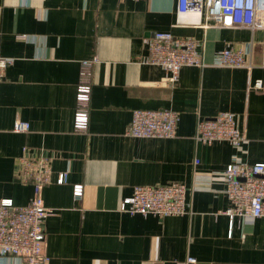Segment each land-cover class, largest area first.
Listing matches in <instances>:
<instances>
[{"label": "crops", "instance_id": "1", "mask_svg": "<svg viewBox=\"0 0 264 264\" xmlns=\"http://www.w3.org/2000/svg\"><path fill=\"white\" fill-rule=\"evenodd\" d=\"M157 31L200 41L207 65L183 67L169 85L161 67L142 62L144 39ZM247 44L252 69L211 65L217 51ZM0 56L12 59L0 83V200L25 206L33 197L19 180L23 146L52 158L53 179L68 172L67 183L52 180L41 192L53 209L44 220L47 264H264V218L234 219L230 235L222 175L234 159L264 163V30L206 27L199 15H179L177 0H0ZM93 58L89 122L79 131L81 61ZM135 109L176 111V135H126ZM224 111L236 115L243 144L197 141V119ZM16 120L29 131L14 132ZM173 181L186 187V214L119 210L134 186Z\"/></svg>", "mask_w": 264, "mask_h": 264}, {"label": "built area", "instance_id": "2", "mask_svg": "<svg viewBox=\"0 0 264 264\" xmlns=\"http://www.w3.org/2000/svg\"><path fill=\"white\" fill-rule=\"evenodd\" d=\"M179 15L192 13L202 17L206 27H246L251 31L264 30V0H177ZM181 21H177V24ZM24 35H21L23 37ZM144 42L148 54L142 62L158 65L165 73L169 85L178 82L183 67H204L200 41L193 38H178L170 32L157 31ZM252 44L235 48L227 46L213 55L211 65L218 67L252 69L249 60ZM12 59L0 56V83L3 71ZM96 58L81 61V82L76 90V108L73 117L75 130L84 131L89 122L91 95V67ZM257 66L264 68V56ZM260 80L251 87L260 89ZM178 114L172 109H135L125 134L133 138H163L176 135ZM16 133H27L29 123L16 120ZM194 138L211 143L228 141L233 147H240L245 138L238 126L236 115L220 112L213 117H199ZM19 180L33 187V197L25 206H16L10 199L0 200V262L7 256L19 257L22 264H47L49 258L44 251V220L53 213L42 200V189L54 180L65 184L68 172L61 171L53 179L52 158L39 154L31 156L27 147H22L18 159ZM225 193L230 207L224 211L230 223V235L234 219L264 218V163L247 164L238 159L231 161L224 169ZM83 185L75 184L72 195L79 199ZM119 210L128 214L154 215L165 218L186 214V187L173 181L159 185H136L132 193L123 198ZM186 262H195L188 257Z\"/></svg>", "mask_w": 264, "mask_h": 264}]
</instances>
